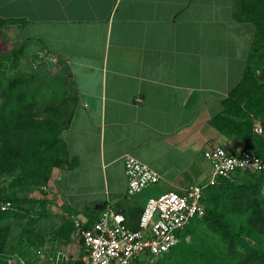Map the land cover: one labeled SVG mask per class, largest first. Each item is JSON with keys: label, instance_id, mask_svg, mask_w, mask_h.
<instances>
[{"label": "crops", "instance_id": "obj_1", "mask_svg": "<svg viewBox=\"0 0 264 264\" xmlns=\"http://www.w3.org/2000/svg\"><path fill=\"white\" fill-rule=\"evenodd\" d=\"M0 17L16 19L0 25V57L17 52L33 61L41 52L65 66L70 113L61 135L70 164L54 169L49 189L57 209L56 181L64 170L75 177L70 184L85 194L81 204L61 198L77 211L72 221L112 208L138 224L151 196H128L127 156L160 173V190L185 194L210 180L209 147L243 149V139L212 123L253 49L264 75V39L256 42L257 27L236 0H0ZM46 235L42 244L52 252L83 254L74 232L70 239Z\"/></svg>", "mask_w": 264, "mask_h": 264}, {"label": "trees", "instance_id": "obj_2", "mask_svg": "<svg viewBox=\"0 0 264 264\" xmlns=\"http://www.w3.org/2000/svg\"><path fill=\"white\" fill-rule=\"evenodd\" d=\"M236 1L244 19L257 27L256 42L264 39V0ZM15 20L0 17V25ZM253 50L242 79L224 100L223 113L212 123L223 133L243 139L244 149L264 157V134L255 131V121L264 119V75L258 73L257 49ZM2 82L0 79V85ZM41 87L26 89L25 95L17 97H11L8 89V95L0 102V171L15 172L13 185L18 186V195L0 190V203L11 202L8 209H0V264H9L7 257L12 255L9 244L13 227L9 220L15 216L16 204L29 202V194L47 187L55 168L70 164L69 150L61 135L62 121L23 111L28 106L26 98L35 100ZM203 202L205 215L194 218L196 222L178 234V243L157 256L155 264H264V171H236L230 178L218 179L206 187ZM98 217L90 219L88 225ZM129 225L137 228L139 222ZM75 229V221L69 218L57 228V236L70 239ZM25 232L18 238V250H14L18 253L15 264L35 261L39 245H30L32 239L24 238ZM188 236H192L190 240Z\"/></svg>", "mask_w": 264, "mask_h": 264}, {"label": "built area", "instance_id": "obj_3", "mask_svg": "<svg viewBox=\"0 0 264 264\" xmlns=\"http://www.w3.org/2000/svg\"><path fill=\"white\" fill-rule=\"evenodd\" d=\"M255 131L262 134L263 125H256ZM205 156L213 168L209 182L192 185L185 194L168 191L150 197L137 228L128 224L123 212L107 208L91 225L88 220H75L73 237L83 250L81 256L72 257L62 251L55 253L43 245L37 249L32 264H135L136 260L146 256L169 252L189 222L205 215L203 199L207 186L216 184L222 177L230 178L236 171H264V157L249 148L234 153L216 145L209 147ZM125 170L129 195L137 194L161 179L157 170L134 156L126 157ZM10 206V201L0 203L2 210ZM8 262L15 264L14 260ZM22 262L26 261L22 259Z\"/></svg>", "mask_w": 264, "mask_h": 264}, {"label": "rangeland", "instance_id": "obj_4", "mask_svg": "<svg viewBox=\"0 0 264 264\" xmlns=\"http://www.w3.org/2000/svg\"><path fill=\"white\" fill-rule=\"evenodd\" d=\"M35 56L33 61L30 56L27 59H18L17 52L12 56H8L9 58L0 57V79L3 80L0 85V102L8 95L6 92L8 89L12 91L11 97H17L20 94L25 95L26 89L32 90L38 85L41 86L39 83L41 80V82H43L40 88L41 94L39 93L33 101L29 99V97L26 98L28 106L25 105L23 111L35 117L54 116L59 120H62V118H69L70 112L69 106L66 104V98L70 95L68 90L70 85L67 80V75H65L66 72L64 71L65 66L63 65V61L60 59L53 60L52 56L48 54L43 55L41 52ZM38 60L42 62H37L39 63V67L35 68V64L32 62ZM57 73L60 74L57 78L50 76ZM262 134H264V132ZM16 175L15 172L2 173L0 171V190L5 191L6 194L9 195H12L13 192L18 195V186L13 185ZM55 177L56 175L53 174V180L51 179L50 183L54 181ZM72 179H75V177H71L69 170H64L59 181H56L61 191L59 197L61 207L57 209L53 205L54 187L49 189V183L47 184V188L42 187L41 190H36L29 194L32 196V198H28L30 200L29 202L16 204L15 216L9 220L13 227L10 233L11 239L9 245H11L10 247L13 251L12 255L7 257L8 261H15L18 256V253L14 250H18V238L22 236V232L26 231L24 238L32 239L29 242L30 245H39V247H41L40 244L44 240L43 238L46 239V234H52L56 237L58 235L57 228L64 225L67 220L71 218L73 213H77L76 210H73V206L63 204L61 199L62 196H73L78 199L76 203L81 204L80 200L85 197L83 192L76 194L75 188L70 184ZM94 182L97 188L98 179H95ZM158 182L148 186L137 194L128 196L133 200L137 199L141 202H144V200L150 196H159L163 192L165 193L166 190H160V183ZM51 185L53 186V183ZM50 195L51 198L49 197ZM18 209H21L19 213ZM195 222L196 220L193 219L186 227H189ZM57 224L59 225L58 227H56ZM191 237L192 236H188V239L190 240ZM157 259V256H146L141 262L135 264H155Z\"/></svg>", "mask_w": 264, "mask_h": 264}]
</instances>
